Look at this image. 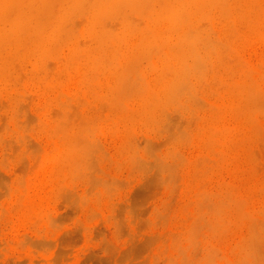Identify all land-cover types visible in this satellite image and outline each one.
I'll return each instance as SVG.
<instances>
[{"label":"rangeland","instance_id":"rangeland-1","mask_svg":"<svg viewBox=\"0 0 264 264\" xmlns=\"http://www.w3.org/2000/svg\"><path fill=\"white\" fill-rule=\"evenodd\" d=\"M241 55L249 69L264 71V63L258 61L261 55L258 42L248 40L243 43ZM60 57L65 61L64 55ZM54 61L49 59L48 65L45 62L39 69H30V65L17 67L21 72V76L19 73L17 76L20 81L6 86L0 84V264H264V117L256 118L258 121L255 119L257 134L254 133L257 126L254 125V132L245 136L239 129H234L226 139L217 138L218 141L215 137L214 146L212 141L205 146L199 141L201 130L196 127L202 128L208 115L203 102L210 104L213 99L199 96L203 102H197L203 108L201 106L202 111L195 114L198 119L201 118L194 121L196 124L190 119V123L194 124H189L192 125L191 130L185 128L189 126L188 116H184L187 124L185 121L184 126L180 123L182 127L178 124L182 122L179 115L178 119L172 116L174 113L169 116L172 119H169L170 122H173L171 126L178 122L180 128L192 135L188 137L189 142L184 145L183 141L180 146L171 141H166V144L164 140H168L173 128L170 132L162 129L166 132L160 133L157 130L161 127L140 122L135 113L137 108L130 102L123 104L135 111H130L132 115L129 119L128 109L125 113L121 110L124 106L116 109L118 106H111L108 99L102 102V98L97 97L100 91L96 97L89 98L92 89L89 90L91 87L88 84L75 85L71 80L67 82L64 75L59 79L63 86L56 88L58 103H65L66 106L61 105L58 109L57 105H60L52 94L42 92L45 64L48 69L52 65V74L65 72L60 59L58 66ZM37 69H41V73ZM93 90L97 91L96 88ZM66 103H71L68 104L70 107ZM100 104L102 106L99 107ZM62 108L64 111L70 108L69 113L73 110L70 116L67 115L74 126L77 121L82 124L80 119L84 120L86 116L94 121L92 115L97 117L94 127L100 126L93 131L96 141L92 140L95 145L91 150L95 153L88 154L92 158L86 157V161L87 158L90 160L84 161L88 163L86 168L89 171L86 168V172L82 168L80 170L88 175L83 176L81 172L80 177L65 179L59 183L62 187H58L49 186L41 179V165L55 140L52 123H59L60 120L56 111L60 110L65 116ZM69 126L72 124L68 123ZM56 136L60 138L61 132H57ZM164 136L168 138L164 139ZM96 145L99 155L95 151ZM134 150H138L137 153ZM178 153L183 155L181 160H178L181 155L175 158ZM170 155H175L174 162ZM197 160L200 166L195 167ZM171 162L172 166L168 165ZM158 168H161L160 171L163 169L162 173H158ZM220 199L226 202L227 207ZM232 201L239 205L234 206ZM219 202H222L221 205ZM215 208L222 212H216ZM241 214L247 218L243 215L241 218ZM222 220L223 223L228 221V224L221 226ZM251 223L253 226L260 225V228H256L257 225L253 227ZM256 233L258 239H255L259 242L253 241ZM247 237L252 239L251 242H257L256 254L252 250L254 243L247 242ZM246 247L251 248L248 250Z\"/></svg>","mask_w":264,"mask_h":264},{"label":"bare ground","instance_id":"bare-ground-1","mask_svg":"<svg viewBox=\"0 0 264 264\" xmlns=\"http://www.w3.org/2000/svg\"><path fill=\"white\" fill-rule=\"evenodd\" d=\"M248 40L258 42L261 47V55L257 60L263 64L264 0H0V84L6 86L11 82L16 83L19 79L17 76L21 73H19L20 69L18 68V70L17 67L30 65V69L33 67L39 69L44 66L45 62L48 65L49 59L55 60L56 63L60 59L59 62L66 73L55 72L52 74L53 71H50L52 65L48 69L45 64L46 67L43 68L45 75L43 94L49 92L52 94L53 99L57 100L59 94L56 86H63L59 82L61 75L66 77L67 82L71 80L75 85L86 83L91 87L89 90L92 89L91 93L89 92V98L96 97V93L100 91L99 96L97 95L98 99L102 98V102L104 99H108L111 106H118L116 109L124 106L121 107V110L125 113V109H128V116L132 115L130 114L131 109L123 104L130 102L135 105L137 110L136 112L132 111L138 114H135V116H138V120L144 124L150 123L161 127L157 130L158 132H166L162 129L170 132V128H173L171 133L167 132V134L169 133L168 140H164L167 139L165 138L167 135L164 136L163 140L164 142H174L179 146L183 141L182 144L184 145L185 142L188 143V137L191 135H188L186 129L180 128V123L183 125L184 121L186 124L189 121L188 125L196 124L197 122L194 121L200 120L201 116L199 115L200 118L198 119L195 113L202 111L201 106L204 105L208 110V115L205 117L204 126L202 128L200 126L196 127L201 132L198 133L197 131L196 133L199 134V141L202 145L206 146L211 141L213 145L215 142L213 138L224 140L229 132L234 129L242 131L243 136L254 131L257 134L258 124L256 118L263 119L262 117H264V71L257 70V68L255 70L249 69L247 62L244 61L241 55L242 44ZM63 55L65 61L62 59L63 57H60ZM56 65L58 66V63ZM33 70L31 71L33 72ZM40 70H38L39 73H41ZM48 73H51V75ZM36 74L35 76L38 78ZM41 75H39V78ZM93 88H96L97 91L95 90V92ZM93 91L95 94H93ZM62 95L64 94L62 93ZM199 96L212 97L213 102L210 104L203 102L198 98ZM66 99H70V97H66ZM197 100H201L203 104L200 102L202 104L200 105ZM58 101L59 99L56 102L58 103ZM77 102L79 103V101ZM58 104L60 105H57L58 109L61 105L66 106L65 103ZM68 104L71 105V103ZM68 104L67 107H70ZM64 108H62V112H66L64 113L65 116L67 114L70 116L73 110L69 113L70 108L68 111H64ZM99 109L102 110V108ZM80 110L82 109L80 108ZM101 110L100 114L102 113ZM56 112L59 113L56 114L59 115L60 120L59 123L58 121L56 124L52 123V132L55 134L53 138L55 140L52 149L46 155L44 164L41 165L43 166L41 179L49 186L62 187L61 184L59 186V183H63L65 179L71 178L72 180L74 177L77 178L78 175L80 177L81 172L83 176L88 175H84V172L80 170H84L88 164H85V162L92 158L88 154L95 153L91 150L96 141V139H93L95 136L93 131H95L94 129L97 130L100 125L96 126L97 128L94 127L93 123L97 117L94 118L92 115L94 121L90 120V116L89 118L86 116L83 117L84 120L80 119L82 124L79 123V125L77 121L76 126H74L73 122L70 123L72 120L67 115V118L70 119H68L69 125L72 124L69 128L66 117L62 116L60 110ZM14 115H17V113H14ZM171 115L174 118L179 115L178 117L181 118L182 122L175 121L179 128L176 125L175 128L171 126L172 121L170 122V120L172 119L169 118ZM128 116H123V118ZM184 116H188L187 122ZM190 119L193 123H190ZM100 120L102 119L100 118ZM192 125L185 128L189 129ZM253 125L254 127L257 126L254 131ZM261 130H263L262 127ZM57 132H61L60 138L56 136ZM98 135L100 136V134ZM186 139L188 140L186 141ZM130 147H128V150H131ZM97 148L96 145L95 149ZM234 149L237 150V147H234ZM95 151L97 153L98 149ZM137 151L134 150L135 153ZM210 151L212 152V150ZM178 154V156L170 155V159L172 160L173 156L176 158L181 155ZM147 155L149 156L148 153ZM182 156L178 160H181ZM86 157L91 158H87L86 161ZM203 158H199L200 161ZM216 159L220 160V157ZM158 160L161 161V158L158 157ZM172 161L174 162V159ZM198 161L195 163V167L198 164L200 166ZM172 164L171 162L168 165L172 166ZM160 169L158 173H162L163 169L161 171ZM196 172L199 171L196 170ZM56 191H59L58 188H56ZM222 202H219L220 205ZM232 203L236 207L239 205L238 203V205H235L233 201ZM223 204L227 207L226 202H223ZM220 210L216 212L221 213ZM215 211L214 215L217 214H215ZM243 214L246 215L247 212ZM243 214H241V218ZM244 215L245 218L247 215ZM219 219L221 221V217ZM225 223L222 220L221 226ZM256 225L252 226L256 228L260 226ZM216 226L218 227L217 224ZM257 233L256 236L254 234V242L258 239ZM250 242L249 245L254 243ZM257 242L254 245L251 244L255 254L257 253L255 248Z\"/></svg>","mask_w":264,"mask_h":264}]
</instances>
